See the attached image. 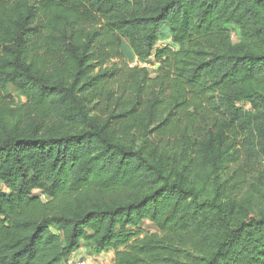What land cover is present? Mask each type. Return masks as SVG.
Returning <instances> with one entry per match:
<instances>
[{
  "label": "trees",
  "instance_id": "16d2710c",
  "mask_svg": "<svg viewBox=\"0 0 264 264\" xmlns=\"http://www.w3.org/2000/svg\"><path fill=\"white\" fill-rule=\"evenodd\" d=\"M263 39L264 0H0V264H264Z\"/></svg>",
  "mask_w": 264,
  "mask_h": 264
},
{
  "label": "rangeland",
  "instance_id": "374dc122",
  "mask_svg": "<svg viewBox=\"0 0 264 264\" xmlns=\"http://www.w3.org/2000/svg\"><path fill=\"white\" fill-rule=\"evenodd\" d=\"M236 31V30H234ZM234 40H237V35H235ZM164 45H167L166 40H159L157 43V47H164ZM256 52L258 53H264V39L257 43V45L253 48ZM123 53V58H117L114 59V63H117L119 65L124 64L125 61H127L129 64L133 61V52L128 44V41L125 43L124 48L122 49ZM148 70L151 76L156 75V70L160 68V63H157L155 59L150 58L148 60ZM264 73L262 79H259L257 82H260L262 80V83L264 85ZM12 91H15L11 87ZM257 168L259 169V173L254 176L252 180V187L246 192L245 195H242L240 199V204H239V210L238 212H243L244 209L248 207V209H264V161L260 164L257 165ZM257 173V172H256ZM243 208V209H242ZM144 233H156L159 232V229L155 226H153V223L150 221H145L142 225ZM82 247H84V254L88 256V259L93 258L94 260L97 259L94 254L91 252V248L87 246L85 243H82ZM112 254V255H111ZM113 253H106V255L100 257V261H98L97 264H110L113 259ZM112 259V260H111ZM92 260V259H91Z\"/></svg>",
  "mask_w": 264,
  "mask_h": 264
},
{
  "label": "built area",
  "instance_id": "2783aa9c",
  "mask_svg": "<svg viewBox=\"0 0 264 264\" xmlns=\"http://www.w3.org/2000/svg\"><path fill=\"white\" fill-rule=\"evenodd\" d=\"M236 32L232 33V39H234ZM130 66H138V67H148V61L140 60L139 58L135 57L133 61L130 63ZM70 264H91L89 259L84 256H72L69 260ZM110 264H115L114 261H112Z\"/></svg>",
  "mask_w": 264,
  "mask_h": 264
},
{
  "label": "crops",
  "instance_id": "0c3cea01",
  "mask_svg": "<svg viewBox=\"0 0 264 264\" xmlns=\"http://www.w3.org/2000/svg\"><path fill=\"white\" fill-rule=\"evenodd\" d=\"M74 257L75 256H85V257H88V256H86L85 254H84V247H82V245H81V248H79L75 253H73L72 254ZM112 255V254H111ZM104 256V255H103ZM101 256H99V257H97V259L96 260H94L93 258H91V256H90V259H92V261H91V264H97L98 263V261H100V258Z\"/></svg>",
  "mask_w": 264,
  "mask_h": 264
},
{
  "label": "clouds",
  "instance_id": "9594fccd",
  "mask_svg": "<svg viewBox=\"0 0 264 264\" xmlns=\"http://www.w3.org/2000/svg\"><path fill=\"white\" fill-rule=\"evenodd\" d=\"M85 257V256H84Z\"/></svg>",
  "mask_w": 264,
  "mask_h": 264
}]
</instances>
